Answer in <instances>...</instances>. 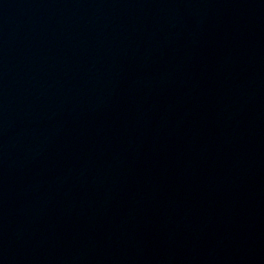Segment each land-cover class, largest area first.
Wrapping results in <instances>:
<instances>
[{
	"label": "water",
	"instance_id": "water-1",
	"mask_svg": "<svg viewBox=\"0 0 264 264\" xmlns=\"http://www.w3.org/2000/svg\"><path fill=\"white\" fill-rule=\"evenodd\" d=\"M0 264H264V0H0Z\"/></svg>",
	"mask_w": 264,
	"mask_h": 264
}]
</instances>
